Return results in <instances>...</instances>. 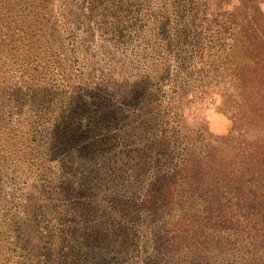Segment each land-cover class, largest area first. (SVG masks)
Returning a JSON list of instances; mask_svg holds the SVG:
<instances>
[{"label":"rangeland","instance_id":"1","mask_svg":"<svg viewBox=\"0 0 264 264\" xmlns=\"http://www.w3.org/2000/svg\"><path fill=\"white\" fill-rule=\"evenodd\" d=\"M44 1L0 0V264H264V0H168L169 69Z\"/></svg>","mask_w":264,"mask_h":264},{"label":"trees","instance_id":"2","mask_svg":"<svg viewBox=\"0 0 264 264\" xmlns=\"http://www.w3.org/2000/svg\"><path fill=\"white\" fill-rule=\"evenodd\" d=\"M60 7H70L71 9L79 8L82 11H88L93 19L97 17V28L94 32H98L100 43H104V47H109L108 54L114 55L116 51L127 53L134 59L138 60L134 69H169L166 56H163L161 45L169 44V38L166 30L167 16L166 5L168 0H60ZM47 3V0L44 1ZM93 15V16H92ZM99 19V21H98ZM57 21H54L56 24ZM193 25V24H192ZM77 27L75 31H79ZM53 32H56L53 29ZM63 35V34H62ZM96 35V34H95ZM95 36L92 43L87 46L86 52L93 48ZM57 43H64L68 40V45H72V49H66L74 55L76 47L72 41L77 40L74 34L66 33V37L60 35ZM82 41V40H79ZM107 45V46H106ZM63 45H61L62 47ZM91 47V48H90ZM108 48V49H109ZM107 51V48H105ZM78 50V49H77ZM140 51V52H139ZM168 52V51H166ZM74 61V60H73ZM75 63V61L73 62ZM68 69V66H67ZM159 74V73H157ZM150 75L145 73L141 78L149 82L158 78V75ZM264 82V79H263ZM264 91V83L256 90ZM252 95V91H250Z\"/></svg>","mask_w":264,"mask_h":264}]
</instances>
